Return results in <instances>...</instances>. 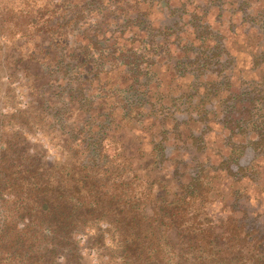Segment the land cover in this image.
<instances>
[{
	"label": "flooded vegetation",
	"instance_id": "obj_1",
	"mask_svg": "<svg viewBox=\"0 0 264 264\" xmlns=\"http://www.w3.org/2000/svg\"><path fill=\"white\" fill-rule=\"evenodd\" d=\"M59 1L69 10L0 0V162L9 146L62 166L95 158L136 193L195 192L207 264L249 240L262 261L264 0ZM94 228L105 244L80 236L86 262L115 264L112 229Z\"/></svg>",
	"mask_w": 264,
	"mask_h": 264
},
{
	"label": "trees",
	"instance_id": "obj_2",
	"mask_svg": "<svg viewBox=\"0 0 264 264\" xmlns=\"http://www.w3.org/2000/svg\"><path fill=\"white\" fill-rule=\"evenodd\" d=\"M259 98L249 107L264 145V95ZM10 150L17 157L0 162V264H88L79 237L102 247L106 230L91 234L103 222L112 229L115 264H192L212 249L205 237L210 230L194 210L195 192L164 200L152 191L136 193L134 183L111 182L95 158L70 167ZM243 242L223 247L218 264L252 262V241Z\"/></svg>",
	"mask_w": 264,
	"mask_h": 264
},
{
	"label": "rangeland",
	"instance_id": "obj_3",
	"mask_svg": "<svg viewBox=\"0 0 264 264\" xmlns=\"http://www.w3.org/2000/svg\"><path fill=\"white\" fill-rule=\"evenodd\" d=\"M190 1H191V3H192V6H195V5H196V0H190ZM54 2H55L54 4L57 5V7H58V10H57V11L63 13V11L59 8V5L62 6L63 10H64V8L69 10V5H65V3H62V2H60L59 0H54ZM20 4L22 5V3H20ZM217 4H218V5H222V4H223V0H219V1L217 2ZM175 6H176V9H174L173 12H174L175 14H177L181 9L178 8L176 4H175ZM53 7H55V6L52 5L51 7H49V10L52 11V12L54 11ZM205 9H207V8L205 7ZM178 28H179V27H178ZM104 41H106V40H104ZM107 41H108V40H107ZM106 45H108V42H106ZM103 48H104V46H103ZM197 48H198V47H197ZM4 50H14V49H4Z\"/></svg>",
	"mask_w": 264,
	"mask_h": 264
}]
</instances>
